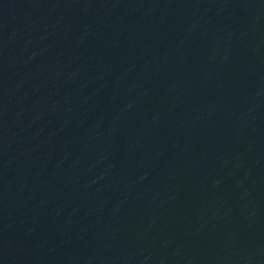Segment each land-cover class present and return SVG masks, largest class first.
Wrapping results in <instances>:
<instances>
[{
  "label": "water",
  "instance_id": "95a60500",
  "mask_svg": "<svg viewBox=\"0 0 264 264\" xmlns=\"http://www.w3.org/2000/svg\"><path fill=\"white\" fill-rule=\"evenodd\" d=\"M0 264H264V0H0Z\"/></svg>",
  "mask_w": 264,
  "mask_h": 264
}]
</instances>
